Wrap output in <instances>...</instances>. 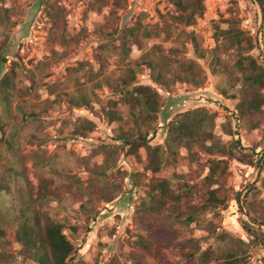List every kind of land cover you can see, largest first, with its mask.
Listing matches in <instances>:
<instances>
[{
    "label": "trees",
    "instance_id": "1",
    "mask_svg": "<svg viewBox=\"0 0 264 264\" xmlns=\"http://www.w3.org/2000/svg\"><path fill=\"white\" fill-rule=\"evenodd\" d=\"M175 7L176 14H170V23L185 25L193 21L194 15L203 10V0H169ZM264 10V0H257ZM126 0H110L109 14L99 27V33L105 40L96 46L94 57L97 63L94 68L87 61H78L75 65L67 66L64 79L59 82L46 83L45 89L49 96H37V86L43 78L42 71L46 61L36 65L35 71L21 68L15 60L2 73V63H6L4 56L0 57V103L11 117V108L15 103L19 115H15L14 123L20 119L23 122L40 121L54 103L64 101L69 108H88L95 116L103 114L107 121L117 122L114 129L115 141L118 144H99L94 148L91 156L102 155V163L88 165L91 174L90 181L83 185L79 178L63 170H52L49 176H38L35 191L27 193L15 191L8 201L6 208L0 207V264H73L75 254L80 246H76L69 234L79 236L92 230L90 221H94L99 213L98 203H110L116 199L120 186L110 184L105 180L106 171L113 168L116 155L123 151L126 154L137 155L143 149L142 159L144 172H150L145 190V197L135 209V216L140 223L145 219L163 222L164 228L172 223L188 225L193 222L196 205L190 203L195 194V184L189 182L178 166L183 156L180 150L186 151L188 162L198 161V152L210 156L205 162L207 172L202 178L200 197L201 207L224 209L229 197L224 184L230 174L228 163L234 159L242 164L257 168L263 154L262 148L246 147L241 143L237 132V125L243 123L248 129H255L264 119V58L260 54L252 55L257 49L256 39L239 26V20L233 14L223 22L222 27L214 23V47L210 50L203 48L199 39L192 33L185 32L184 36L190 42L194 55L207 64L211 74L222 75L226 78L223 86L218 90L221 95L235 98L232 92L236 85L239 91V101L235 109L220 124L221 131L230 136L228 141H222L221 135L215 132V113L205 106L188 108L176 112L167 122L166 136L163 145H152L156 130L157 115L162 107L161 94L148 84L137 81V73L145 66L149 69L150 79L157 85L167 88L176 82L190 83L199 87L206 79L204 68L193 59L177 57L185 48H170V54H162L159 44H152L148 50L137 59H130L129 54L133 46L143 51L146 40L157 37L161 33L169 36V24L164 22L160 27L148 26L141 22L143 14L126 27L115 25L117 10ZM98 3H108V0H91L89 7L95 9ZM14 10V8H13ZM10 9L0 11V26L8 28ZM49 15L52 20L50 27V41L58 38L66 42L63 36L64 24L62 11L51 8ZM107 29V30H104ZM0 40V49L6 45V31ZM117 41V42H116ZM261 42L264 48V18L261 28ZM65 54L51 48L50 60L56 61ZM115 57V67L109 69L110 58ZM26 79L28 85H22ZM107 85L118 94L117 99H108L100 108H94L92 102L94 90L101 85ZM95 123L88 118H78L73 126V133L85 136L95 129ZM5 128L9 129L6 140L5 153L10 151L11 160L8 165H2L5 172L22 176L25 169L21 157L16 151L17 130L12 124H0L3 137ZM31 142L38 145L34 150L23 155L32 159L34 165L40 166L47 161L39 146L44 142L42 136L30 134ZM1 141V138H0ZM196 147L197 150H193ZM172 165L170 178L162 177L159 173ZM264 166H262V169ZM143 176L145 173H142ZM139 173H129L132 185H136L135 178ZM124 177V176H123ZM176 182V189L170 186V180ZM9 185L0 179V195L9 191ZM264 194V177L252 185L241 198V192H235V200L239 211L244 206L249 221H241L242 228L259 242L264 249V196L259 202L261 208L255 205L257 195ZM85 197V198H84ZM255 199V200H254ZM53 201H67L69 207L64 206L62 218L53 217L48 206ZM0 196V206L3 204ZM72 203H79L72 208ZM68 213L75 218L70 222ZM68 232V233H66ZM215 230H213V233ZM9 235V236H8ZM133 249L126 255L132 264H146L148 255L154 250V241L142 234H136ZM190 240V239H189ZM216 240L221 243L213 248L208 246L197 256V262L206 264L212 260L218 264H245L248 254V243L234 239L230 234L221 231ZM193 241V240H192ZM19 244L17 250L12 244ZM122 254L120 252L118 255ZM195 252L188 251L185 259L192 260ZM106 264H120L117 256H112Z\"/></svg>",
    "mask_w": 264,
    "mask_h": 264
},
{
    "label": "rangeland",
    "instance_id": "2",
    "mask_svg": "<svg viewBox=\"0 0 264 264\" xmlns=\"http://www.w3.org/2000/svg\"><path fill=\"white\" fill-rule=\"evenodd\" d=\"M91 0H0V11L4 9L10 12V25L8 28L0 26V40L4 37L2 31H6V45L0 49V57L6 58V63H2L3 73L12 60L19 63L21 68L37 70L36 65L46 61L42 74L43 78L37 86L41 98L49 97L45 89L46 83L59 82L64 79L66 67L75 65L78 61H87L94 68L97 63L94 57L96 46L103 42L105 38L99 33V27L105 22L111 9L110 0L108 3H98L95 9L89 7ZM203 10L194 15L193 21L188 24L170 23V14H176L174 5L169 0H126L121 8L117 10L115 25L122 28L130 26L139 14H143L141 22L150 27H160L164 22L169 24V36L164 33L152 37L144 43L143 51L136 46L132 47L129 58L134 60L149 49L152 44L161 46L162 54H170V48H185L184 52L177 54V57H185L196 60L205 70L206 79L199 87L190 83L176 82L169 84L167 88L155 84L150 79L149 69L145 66L137 73V81L141 84H148L155 88L162 99V107L157 115L156 130L151 140L152 145H163L166 136L167 122L179 111L197 106H205L215 113V132L221 135L222 141H228L230 136L221 131L220 124L226 120L232 110L235 109L239 101V91L236 85L232 92L235 98L229 95H221L218 87L223 86L226 78L222 75L211 74L207 64L202 59H198L193 52L192 45L185 38V32L195 35L203 48L210 50L214 47V23L222 27L223 22L230 14L239 20V26L256 39V34L260 23V10L254 0H203ZM60 8L64 24L63 36L50 41V27L52 20L49 15L51 8ZM14 8V10H13ZM263 10V8H262ZM264 18V10H263ZM107 30V29H104ZM261 38V34H260ZM117 42V41H116ZM2 45V44H0ZM51 48L58 52L64 50L65 54L56 61L50 60ZM259 49L252 51L253 56H257ZM115 57L110 58L109 69L115 67ZM1 73V74H2ZM0 74V75H1ZM24 79L22 85L27 84ZM264 91V89H263ZM94 108H100L108 99H117L118 94L107 85H101L94 90ZM15 103L11 108V117L7 115L6 109L0 103V124L8 127L14 125L17 130L16 151L24 164L22 176L15 173L5 172L2 165L9 164L10 151L5 153L7 148L6 137L9 129L5 128V133L1 137L0 133V179L9 185V191L3 192L1 208L8 206V201L13 197L15 191L27 193L35 191L38 176H49L54 169L63 170L79 178L83 185L90 181L91 174L88 165L94 162L96 165L102 163V155L91 156L94 148L99 144H118L115 141L114 129L117 122L107 121L101 114L100 117L94 115L88 108H69L64 101L54 103L48 112L41 116L40 121L33 120L23 122L21 119L14 123V116L19 115ZM78 118H88L95 123V129L85 136H78L73 133L74 123ZM238 135L241 143L246 147H256L263 149L264 154V119L259 127L248 129L242 122L237 125ZM42 136L44 142L39 146L43 156L47 161L40 166L34 165L32 159L24 158L34 150H38V145L31 142L30 134ZM193 150H197L196 147ZM181 158L178 166L187 174L190 183L195 184V194L190 198V203L196 205L194 210V221L188 225L172 223L164 228L163 222L150 221L145 219L140 223L135 216V209L141 199L145 197L148 178L150 172H144L142 159L145 156L143 149L139 154L132 155L120 151L115 158L114 167L106 171L105 180L110 184L120 186V192L116 199L110 203L100 202L97 204L99 213L94 221H90L92 230L79 236L69 234V239L80 246L75 254L73 264H106L112 256H117L120 264H132L127 253L133 249V241L138 233L154 241V250L148 255L146 264H201L197 262L196 256L208 246L213 248L221 245L216 240V236L221 231L230 234L236 240L248 243V258L245 264H264L263 246L256 240L250 238L242 228L241 221H249L246 208L243 206L239 211L233 196L240 191L241 198L245 192L255 183L258 178L264 177V156L262 163L257 168L242 164L234 159H230L228 170L230 172L224 186L229 197L224 209L201 207L200 189L202 178L207 172L204 167L210 156L201 151L198 152V161L188 162L186 151L180 150ZM261 156V157H262ZM172 165L164 168L159 175L170 178L172 175ZM137 172L136 185H132L129 173ZM142 173H145L143 176ZM124 176V177H123ZM170 186L176 189V182L171 179ZM261 193L255 198V205L261 208L259 200L263 198ZM85 198V197H84ZM79 203H72V208H77ZM64 206L69 207L67 201H53L47 207L50 214L55 218H62L65 214ZM70 222H75V218L68 213ZM264 231V226H261ZM213 230L215 232L213 233ZM68 233V232H66ZM9 236V235H8ZM190 239V240H189ZM193 240V241H192ZM12 249L17 250L19 244L13 243ZM188 251L195 252L192 260L185 259L184 254ZM120 252L122 254L118 255ZM27 264V263H25ZM206 264H218L212 260Z\"/></svg>",
    "mask_w": 264,
    "mask_h": 264
},
{
    "label": "water",
    "instance_id": "3",
    "mask_svg": "<svg viewBox=\"0 0 264 264\" xmlns=\"http://www.w3.org/2000/svg\"><path fill=\"white\" fill-rule=\"evenodd\" d=\"M260 10V23H259V28H258V31H257V34H256V43H257V47L259 49V53L261 55L262 58H264V48H263V45H262V42H261V38H260V34H261V28H262V21H263V10H262V7L261 5L258 3L257 0H254ZM264 156V154H263ZM263 156L261 157V162L260 164L262 163V160H263Z\"/></svg>",
    "mask_w": 264,
    "mask_h": 264
}]
</instances>
